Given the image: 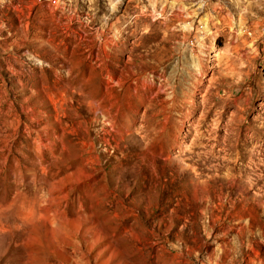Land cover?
<instances>
[{
  "label": "rangeland",
  "instance_id": "1",
  "mask_svg": "<svg viewBox=\"0 0 264 264\" xmlns=\"http://www.w3.org/2000/svg\"><path fill=\"white\" fill-rule=\"evenodd\" d=\"M0 264H264V0H0Z\"/></svg>",
  "mask_w": 264,
  "mask_h": 264
}]
</instances>
